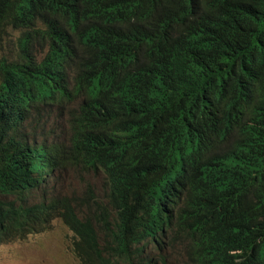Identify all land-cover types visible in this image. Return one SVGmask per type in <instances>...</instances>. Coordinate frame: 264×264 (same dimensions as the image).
I'll use <instances>...</instances> for the list:
<instances>
[{
    "label": "trees",
    "instance_id": "obj_1",
    "mask_svg": "<svg viewBox=\"0 0 264 264\" xmlns=\"http://www.w3.org/2000/svg\"><path fill=\"white\" fill-rule=\"evenodd\" d=\"M10 27L0 237L61 215L86 264H264V0H0V44ZM78 96L75 158L113 209L6 201L58 165L18 137L29 109Z\"/></svg>",
    "mask_w": 264,
    "mask_h": 264
},
{
    "label": "rangeland",
    "instance_id": "obj_2",
    "mask_svg": "<svg viewBox=\"0 0 264 264\" xmlns=\"http://www.w3.org/2000/svg\"><path fill=\"white\" fill-rule=\"evenodd\" d=\"M19 35V30H13L12 35L3 40L0 59L17 56ZM75 110V104L55 107L43 117L31 116L26 121L23 131L31 141L52 144L68 153L66 160L50 179L52 181L47 189L25 192V195L30 200H38L53 194L76 205L79 212L84 214L95 207L96 200L103 199L105 176L102 171L88 168L69 153L74 134L72 116ZM73 240V232L60 218H56L47 230L0 243V264H81L73 251ZM175 264H184L183 256L177 257Z\"/></svg>",
    "mask_w": 264,
    "mask_h": 264
},
{
    "label": "clouds",
    "instance_id": "obj_3",
    "mask_svg": "<svg viewBox=\"0 0 264 264\" xmlns=\"http://www.w3.org/2000/svg\"><path fill=\"white\" fill-rule=\"evenodd\" d=\"M13 30H19V29H17V28H14V27H10V28H8V30H7V33L4 35L5 36V38H7V37H9V36H11L12 35V31ZM20 31V35L17 37V46H18V44H19V41L21 40V30H19ZM3 42V41H2ZM1 42V43H2ZM1 45V44H0ZM18 48V47H17ZM19 51V50H18ZM17 57V56H16ZM15 57V58H16ZM3 58V57H2ZM8 58V57H7ZM12 59H14V58H12ZM1 77V76H0ZM0 83H1V81H0ZM73 73H71V87H73ZM81 101H82V97L81 96H78V97H76V98H74V99H71V100H65V101H60V102H54L52 105H48V106H43V105H38L36 108L35 107H32V108H30L29 109V111H28V113H27V115H26V117H25V119H24V121L19 125V127H18V131H17V135H18V137L20 138V139H22V140H24V141H26L27 143H30V145H32V146H38V145H45V146H48V147H51L52 149H53V151H54V153H55V155H56V157H57V159H58V165H57V167H56V169L51 173V175L47 178V182L46 183H43L42 185H40V186H37V187H34V188H27V189H25V192H33V191H35V190H39V189H42V188H44V189H47L49 186H50V183H51V181L52 180H50L54 175H55V173H56V171L61 167V165H62V163L66 160V158H67V153H68V151L67 150H65V149H63V150H60V149H58L56 146H54V145H52V144H47V143H45V142H38V141H31V139H30V137L28 136V134L27 133H25L24 131H23V129H24V126H25V124H26V121L31 117V116H36V117H43L45 114H47V113H49L53 108H55V107H62V106H64V105H70V104H75L76 105V110H75V113L73 114V116H72V122H73V127H74V134H73V137H72V140H71V144H70V146H69V148H70V152L69 153H71L72 155H73V157L75 158V148H74V142H73V138L75 137V136H77V132H78V120H77V118H78V114H79V109H80V105H81ZM76 160H78L77 158H75ZM80 162V161H79ZM100 171V170H99ZM105 176V175H104ZM105 187H106V183H105V186H104V196H105ZM25 192H24V196H22V197H20V198H18V197H13V196H9V198L8 197H5L4 199L6 200V201H10L11 199H14V200H17V201H19V202H26L27 204H29V205H34V204H43V203H51V202H55V203H57V204H59L60 206H61V209L60 210H62V205L67 201V200H65V199H62V198H59V197H56L55 195H53V194H47L45 197H43L42 199H38V200H30V198L27 196V195H25ZM107 193H108V191H107ZM107 193H106V195H107ZM104 196H103V199H101V200H96L95 201V207L91 210V211H87V212H85L84 214H86V213H91V212H93V211H95V210H97V208H99L100 206H103V207H105V208H108V209H110V210H112L113 208H112V206L108 203V202H106V201H104ZM68 202V201H67ZM70 203V202H69ZM72 204V203H71ZM73 206H75L76 208H77V206L76 205H74V204H72ZM77 210H78V208H77ZM78 212H79V210H78ZM80 213V212H79ZM81 214V213H80ZM84 214H81V215H84ZM56 218H60L63 222H64V220H63V218L61 217V215H56L51 221H50V223L48 224V226L45 228V229H43V230H47V229H49L50 228V226H51V224H52V222L56 219ZM65 223V222H64ZM65 225L73 232V234H74V240H75V233H74V231L65 223ZM43 230H41V231H43ZM32 233H39V231H36V232H32ZM32 233H25V234H21V233H13L12 235H9V236H1L0 237V243H3V242H6V241H8V240H12V239H15V238H25L27 235H29V234H32ZM100 239H101V241L104 243L105 242V240H106V234H101L100 236ZM74 240H73V242H74ZM72 248H73V251H74V253H75V255H76V257H77V259L79 260V262L81 263V264H86V263H84L83 261H82V259L79 257V255H77L76 254V252H75V250H74V246H73V244H72ZM166 252H167V254H168V257H169V262H168V264H175V259L177 258V257H179V256H183V259H184V261H185V258H184V255L182 254V253H179L178 255H177V257L176 256H173L171 253H170V250H169V248L166 250ZM158 264H163V263H158Z\"/></svg>",
    "mask_w": 264,
    "mask_h": 264
}]
</instances>
